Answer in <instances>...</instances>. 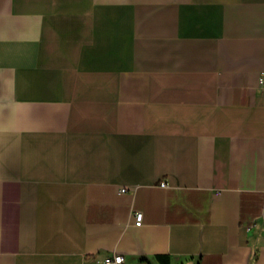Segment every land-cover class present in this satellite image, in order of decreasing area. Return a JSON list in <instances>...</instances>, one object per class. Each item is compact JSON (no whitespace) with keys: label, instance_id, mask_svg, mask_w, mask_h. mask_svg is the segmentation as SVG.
Listing matches in <instances>:
<instances>
[{"label":"crops","instance_id":"crops-1","mask_svg":"<svg viewBox=\"0 0 264 264\" xmlns=\"http://www.w3.org/2000/svg\"><path fill=\"white\" fill-rule=\"evenodd\" d=\"M262 72L264 0H0V264H264Z\"/></svg>","mask_w":264,"mask_h":264},{"label":"built area","instance_id":"built-area-1","mask_svg":"<svg viewBox=\"0 0 264 264\" xmlns=\"http://www.w3.org/2000/svg\"><path fill=\"white\" fill-rule=\"evenodd\" d=\"M259 84L264 87V72L259 75ZM160 186L168 187L166 181H161ZM122 192H126V188L122 189ZM134 220L136 226H141L143 223V213L139 210L134 212ZM124 262V256L122 254H114L112 256H107L100 264H122Z\"/></svg>","mask_w":264,"mask_h":264}]
</instances>
